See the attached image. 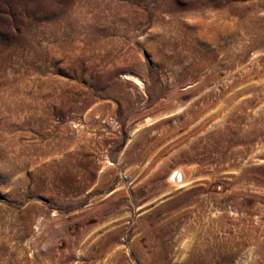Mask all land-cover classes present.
Instances as JSON below:
<instances>
[{
    "label": "rangeland",
    "instance_id": "374dc122",
    "mask_svg": "<svg viewBox=\"0 0 264 264\" xmlns=\"http://www.w3.org/2000/svg\"><path fill=\"white\" fill-rule=\"evenodd\" d=\"M0 264H264V0H0Z\"/></svg>",
    "mask_w": 264,
    "mask_h": 264
},
{
    "label": "bare ground",
    "instance_id": "6f19581e",
    "mask_svg": "<svg viewBox=\"0 0 264 264\" xmlns=\"http://www.w3.org/2000/svg\"><path fill=\"white\" fill-rule=\"evenodd\" d=\"M128 79V78H127ZM250 142V141H249ZM252 142V141H251ZM174 178H176V179H178V176H177V174H175V177ZM154 258V257H153ZM152 259V258H151ZM93 261V260H92ZM151 261V260H150Z\"/></svg>",
    "mask_w": 264,
    "mask_h": 264
}]
</instances>
